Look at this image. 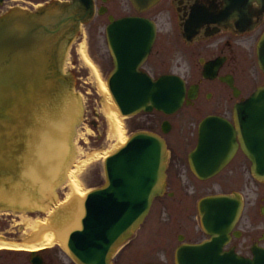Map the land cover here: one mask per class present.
I'll return each mask as SVG.
<instances>
[{"label": "water", "instance_id": "95a60500", "mask_svg": "<svg viewBox=\"0 0 264 264\" xmlns=\"http://www.w3.org/2000/svg\"><path fill=\"white\" fill-rule=\"evenodd\" d=\"M105 1V0H102ZM141 10L157 0H130ZM178 13V27L185 43L191 36L205 37L222 32L225 19L249 11L255 17L264 15V0H173ZM219 4H225L222 8ZM94 11L93 0H69L35 13L12 12L0 18V177L12 179L24 168L25 141L31 129L35 106L58 104V90L69 88V77L56 63L64 47L76 34L81 23ZM103 8L98 13L102 14ZM127 24H142L152 34L151 22L140 18L108 16L106 42L115 45V32L125 37L137 29ZM237 25V22H235ZM121 25V28H115ZM225 26V25H224ZM118 49L130 44L117 42ZM258 63L264 72V33L257 46ZM118 73L110 72L105 85L121 115L140 111H160L170 115L177 111L185 96L183 80L162 75L152 80L144 74L127 77L125 53L118 60ZM50 73L51 75H47ZM188 97L191 95H187ZM245 113L249 116L248 135L255 145L257 157H250L252 176L264 181V87L248 98ZM240 108L235 106L232 125L224 118L206 116L197 125L196 145L187 153L190 171L204 180L216 174L230 159L236 147ZM164 121L161 131L167 132ZM26 142V143H25ZM167 150L158 134L138 130L108 154L102 161L103 183L86 193L82 201L79 228L71 230L65 247L76 264H110V259L132 235L147 214L154 198L164 193ZM241 209L237 192L209 194L196 201L201 231L209 238L195 244L183 243L174 252L175 264H249L248 260L230 252H222L227 232L235 224Z\"/></svg>", "mask_w": 264, "mask_h": 264}, {"label": "flooded vegetation", "instance_id": "af4514ba", "mask_svg": "<svg viewBox=\"0 0 264 264\" xmlns=\"http://www.w3.org/2000/svg\"><path fill=\"white\" fill-rule=\"evenodd\" d=\"M54 1L56 4L69 2V0H0V18L12 12L35 13L49 7ZM107 1L100 0V3L96 4L93 0V15L80 26L88 25L90 28L89 23L95 15L106 13L105 4ZM128 3L129 9L124 14L119 16L105 14L107 22L103 23L101 28L100 23L97 22L91 25L92 29L94 27V30H97L94 36L100 39L103 51L99 49L97 54L92 49L93 53L91 52L89 36H87L86 49L97 63L99 62L96 57L103 54V57L106 58L107 67L104 72L100 73L104 74V79L110 72L118 73V60L125 53V63L128 65L126 67L127 77L144 74L155 80L162 75H174L183 80L184 100L174 113L166 115L160 111L151 110L127 116H134L132 122L136 127L135 131L156 133L165 142L167 156L164 170V193L161 196L173 197L168 188V173H176L180 176L183 171L182 167H187L194 179L205 185L204 188L207 189H211L210 186L217 184V177L223 179L224 185L229 184L228 186L231 188H227L225 192H210L205 195L237 192L241 198V209L235 224L227 232V239L222 245L221 251L244 258L248 260L249 264H264V181L255 179L251 173L250 157L258 155L254 152L255 145L248 138V135L253 134L254 130L246 127L249 116L244 111L248 105L246 101L251 94L264 87V72L259 67L257 53V46H259L264 33V15L255 17L253 13L244 11L239 13L236 18L227 17L226 24H224L226 26L212 23L213 27H222V32L209 34L205 39V37H200L198 31V36H191L186 44L185 39L181 36V27L177 26L178 13H175L173 0H157L142 11L135 9L130 0ZM224 5L219 4V7L222 8ZM100 8L104 9L102 14L98 13ZM108 16H111L112 19L130 17L148 20L151 22L153 32L149 34V25L144 26L147 30L143 31L141 30L142 24H127L125 25L126 29H137L138 31L130 32L126 37L115 32L112 35L115 45L110 50L106 42V28L109 26ZM120 26L115 25V28L122 29ZM117 42L128 43L130 48L125 51L118 49ZM47 75L51 74L47 73ZM235 106L240 108V125L238 134L235 136L234 152L216 174L204 180L198 179L190 171L187 163V153L195 147L196 135L190 149L185 152V156L182 158L180 154L178 155L172 150L168 140L166 141L164 137L172 128L173 117L179 111H183L182 122L188 123L187 126L195 124V133L198 123L206 116L224 118L234 128L233 111ZM164 121L169 126L165 133L161 131ZM155 127L160 133L152 130ZM132 235L116 249L110 259V264H175L174 252L179 245L183 243L195 244L209 238L204 234L198 240H191L184 235L176 234L177 241L168 250L169 258L157 257L156 260L145 258L148 255L144 248L134 249L131 251L132 254L124 252L123 247L128 244ZM161 245L159 244V246ZM122 250V255H119ZM37 251H17L16 253V251L0 250V264H76L62 247H50ZM123 253H125L124 256Z\"/></svg>", "mask_w": 264, "mask_h": 264}, {"label": "bare ground", "instance_id": "6f19581e", "mask_svg": "<svg viewBox=\"0 0 264 264\" xmlns=\"http://www.w3.org/2000/svg\"><path fill=\"white\" fill-rule=\"evenodd\" d=\"M76 47H78L75 49L79 58L91 71L96 92L100 96L99 110L106 124L105 138L113 141L114 146L111 147L117 149L128 137L122 121L127 116L119 113L105 85V79L101 77L99 68L90 58L85 43L81 42ZM62 57L63 50L59 54L57 68ZM58 91L59 100L55 110L50 105L43 107L36 105L32 112L31 129L25 137L27 147L26 156L23 159L24 168L16 174L14 180L11 175L0 177V212L16 216L18 221L13 222V228L15 226L20 231L17 238L0 234V250L17 253L18 250L37 251L58 245L66 251L65 242L69 232L79 228V219L83 211L82 201L86 193L91 190L85 191L77 181L74 169L69 168L74 165L71 164V159L75 154L70 135L75 132H73V125L80 116L81 101L75 93L72 91L69 93L64 85ZM108 150L91 152L90 158L102 157L103 161L114 151ZM84 161L75 163V169L80 168L86 162ZM61 184L66 186L67 191L61 200L55 202L54 188ZM35 210L42 212L43 217H29L25 213Z\"/></svg>", "mask_w": 264, "mask_h": 264}, {"label": "rangeland", "instance_id": "374dc122", "mask_svg": "<svg viewBox=\"0 0 264 264\" xmlns=\"http://www.w3.org/2000/svg\"><path fill=\"white\" fill-rule=\"evenodd\" d=\"M94 1L96 4L100 3V0ZM105 5L107 7L106 13H103L99 16L95 15L89 23L90 28H88V25H86V27L79 26L76 35H74L66 47H64L65 49L63 48V57L59 64L60 72L64 74L66 73V75L69 77L70 85L68 92L70 93L72 91L77 97L79 96L78 99L80 98L82 103H80L81 112L78 121H76L73 125V132H75L70 135V142L71 145L74 143L72 148L75 150V154H73V158L71 159V164L75 165V163H79L84 160L86 161L87 158L90 160L88 159V161H86L87 163L84 161L85 163L78 169H75L74 165L73 168L71 164H69L71 165L69 168L74 169V174L77 178V181L81 184L85 191L99 187L103 183L102 157L90 158V156H92L91 152L94 153L99 151H107L108 149V151H112L116 148L111 147L114 143L113 141L105 138L106 124L104 117L99 110L100 96L96 92L91 71L81 61L76 52V49H78L76 46H78L81 42H84L86 45L87 36H89V46L92 53V49L95 50L96 53L99 49L103 51L100 39L97 38V36H94V34L97 33V30H94V27L92 29L91 25L97 22L100 23L101 28L102 24L107 22L105 14L109 13L112 16H119L126 13V11L129 9L128 0H108ZM160 21L162 23V17ZM89 56L93 60L90 54ZM103 56L104 55L102 54L101 56L96 57L99 63L93 60L95 65H97L99 68L98 70L100 73L105 71L108 64L106 58ZM101 77L104 79V74H102ZM182 112L179 111L178 114L173 117L171 130L164 135L166 141L168 140L169 144L171 145L172 150L178 155L180 154L181 158L185 156V152L190 149L196 135L195 124H190V126H187L188 123L184 124L182 122ZM133 118L134 116H131L122 120L126 136H129L131 133L135 132L136 127H134L132 122ZM152 130L160 133L156 127ZM181 169L183 171L180 176L176 175V173H168V188L169 191L172 192L173 197L170 198L169 196L164 195L153 199L151 206L144 217L143 223L136 228L134 231L135 233L132 235L131 239H129L128 244L123 247L124 252L132 254L133 252L131 251L134 249L140 250L144 248V251H146L148 255L146 256L145 254V258L148 257V259L157 260V257H162V259H164L167 257L169 258L168 250L173 244L176 243V234L184 235L186 238H190L191 240H198L204 236L198 225L196 214L197 199L200 196L210 192H225L227 191V188L231 187L228 186L229 184L224 185L223 179L215 177L217 184L210 186L211 189L204 188L205 185H202L200 182H198V180L196 181L187 167H182ZM54 191L56 202L64 197L67 189L65 185L61 184L56 186ZM25 213L29 217H43V213L36 210ZM17 221L18 218L16 216L9 213L2 214L0 212V234L4 235L5 237L8 236L17 238L20 231H18L15 226L13 228L14 223ZM157 227L159 229H157ZM159 244L162 245L159 246ZM54 247L60 248V246L57 245H53L51 248ZM123 250L119 255H122ZM124 255L125 253H123V256Z\"/></svg>", "mask_w": 264, "mask_h": 264}]
</instances>
